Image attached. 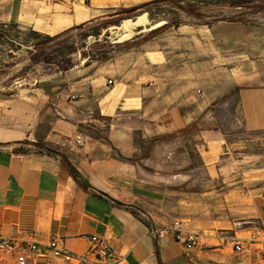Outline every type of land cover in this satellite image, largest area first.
<instances>
[{
    "label": "crops",
    "instance_id": "crops-1",
    "mask_svg": "<svg viewBox=\"0 0 264 264\" xmlns=\"http://www.w3.org/2000/svg\"><path fill=\"white\" fill-rule=\"evenodd\" d=\"M151 1L0 0V24L57 36L87 27L112 8ZM221 23H212L215 32L208 40L207 25L161 30L164 21L152 36L144 34L123 55L110 58L109 68L104 62L97 74L102 81L80 69L65 74L60 118L43 138L59 155L16 154L9 146L16 138L14 100L9 104L15 82L7 61L4 106L11 122L0 126V237L41 248L57 238L74 253L89 249L84 236L107 237L119 264H264V240L245 258L223 255L253 230L264 233V172L256 189L253 169L207 164L205 154L224 143L218 133L193 135V146L175 137L204 120L224 95L207 90V56L213 53L215 64L223 66L231 31L246 45V76L225 88L232 93L245 85L237 93L244 125L250 132L264 130V24ZM79 134L82 147L75 142ZM189 152L203 162V178L182 161ZM62 156L76 169L77 180ZM214 171L216 176H207ZM176 228L198 235L194 251L186 253L175 240Z\"/></svg>",
    "mask_w": 264,
    "mask_h": 264
},
{
    "label": "rangeland",
    "instance_id": "rangeland-1",
    "mask_svg": "<svg viewBox=\"0 0 264 264\" xmlns=\"http://www.w3.org/2000/svg\"><path fill=\"white\" fill-rule=\"evenodd\" d=\"M173 1L175 0H154L145 4L115 7L110 13L85 28L73 29L57 36L46 35L25 26L0 24V126L5 125L7 120L11 122V112L7 113L4 106L7 98L6 89H3L8 61L9 76L12 65L14 66L15 82L12 97L9 91V104L14 100L16 138L9 145L13 147V152L25 155L49 154L48 150L56 152L43 141V138L52 123L60 118L58 94L67 85L63 81V76L73 69H80L95 76L98 82L102 81L97 78V74L103 69L104 62L109 68L108 60L123 55L134 46L135 39L144 34H147V38L152 36L150 31L141 32L142 29L164 25V21L170 25L178 22L204 24L208 26L209 40L215 32L214 29H210L214 22L232 21L245 26L264 24V0L250 2H247L248 0H177L176 4ZM123 10H132V17L128 19L131 22L125 24L126 20H124L118 26L120 29H116L114 27L117 25L114 22L119 17L128 15L122 12ZM149 13L153 20L150 19ZM144 14L147 17L144 27L138 28L132 25L137 17ZM105 22H112L108 29L102 28ZM99 29L101 35L97 39L93 34ZM229 35L232 41L225 44L223 66L215 64L213 53L208 52L207 56V90L215 96L221 93L224 95L204 115V120L191 129L176 133L175 137L176 139L186 137L192 142L190 146H193L196 141L191 139L192 136L201 131L215 132L223 136L224 143L213 145L209 154H205L207 164L213 162L222 168L231 163L240 170L253 169L257 189L258 185L263 183L260 176L264 172V130L250 132L244 125L237 93L245 85L237 87L232 93L225 88L226 83L232 85L236 80L246 76V45H239L237 42L238 31H231ZM91 38L97 40L90 43ZM111 74L108 72L107 76ZM220 81L223 83L222 88L218 86ZM28 135L31 137H27ZM25 136L27 138L23 139ZM182 161L191 163L195 167L194 175L203 178V162L196 153L189 152ZM210 174L216 176L215 171L208 172L207 176L209 177ZM255 249L252 254L256 252ZM223 255L234 260L245 258L234 253L233 244L229 246V250L223 251ZM10 261L12 260L9 257L0 256V264H8ZM36 264L70 263L49 257L40 258Z\"/></svg>",
    "mask_w": 264,
    "mask_h": 264
},
{
    "label": "built area",
    "instance_id": "built-area-1",
    "mask_svg": "<svg viewBox=\"0 0 264 264\" xmlns=\"http://www.w3.org/2000/svg\"><path fill=\"white\" fill-rule=\"evenodd\" d=\"M113 81L108 80V85ZM77 146L84 145V137L78 135L75 139ZM175 240L179 242L186 253L194 251L198 245V235L194 232L176 228L173 231ZM89 242V249L85 253H74L68 250L64 243L53 238L45 248L34 242H22L9 237H0V256H7L15 264H35L40 258L55 257L70 264H119V257L111 245L110 239L96 235L84 236ZM264 233L261 229L253 230L247 237L240 239L233 245V251L239 255H251L255 245L262 243Z\"/></svg>",
    "mask_w": 264,
    "mask_h": 264
},
{
    "label": "trees",
    "instance_id": "trees-1",
    "mask_svg": "<svg viewBox=\"0 0 264 264\" xmlns=\"http://www.w3.org/2000/svg\"><path fill=\"white\" fill-rule=\"evenodd\" d=\"M250 1H252V0H248L247 2H250ZM173 3L176 4V3H178V2H177V0H175V1H173ZM122 12L128 13V15L123 16V17H119V18L117 19V21L114 22L117 26H120V25L122 24V21H124V20H128L129 18L132 17V14H131V13H132V10H123ZM149 16H150V19L153 20V17H152V15H151V13H149ZM111 23H112V22H105V23L103 24L102 28L108 29V28L110 27V24H111ZM162 25H163V24H162ZM162 25H160V26H162ZM180 25H181L180 22H178V23H176V24H173V25L167 24V25L163 26V28H161V30H165V29H167V28H169V27H179ZM160 26H156V27H154V28L151 26L149 29H146V30L142 29L141 32L151 31V30H154V29L159 28ZM83 28H84L83 26H79V27H78V29H83ZM39 35H43V34H39ZM93 35L96 36V38L98 39L99 36L101 35V29H99V31L97 30V32H95ZM48 153H49V155H59L57 152H54V151H52V150H48ZM62 160H63L65 166L67 167L68 171L70 172V174H71V175L77 180V178H78V174H77V172H76V169L71 165V163H70L65 157L62 156ZM79 183H80L85 189H87V190L90 188V186H89L87 183H81V182H79ZM99 196L101 197V195H99ZM132 213H133L136 217L139 218L138 214H137L134 210H132ZM142 221H143L146 225H148L147 221H145L144 219H142ZM155 245H156V247H157V242H155Z\"/></svg>",
    "mask_w": 264,
    "mask_h": 264
},
{
    "label": "bare ground",
    "instance_id": "bare-ground-1",
    "mask_svg": "<svg viewBox=\"0 0 264 264\" xmlns=\"http://www.w3.org/2000/svg\"><path fill=\"white\" fill-rule=\"evenodd\" d=\"M100 1V0H99ZM99 3V2H98ZM100 4V3H99ZM138 19L136 20V22L135 23H133L132 22V25H136V26H140V25H145L146 24V22H147V17H146V14H144V15H141V16H139V17H137ZM131 21L130 20H126L125 21V24H127V23H130ZM124 26V25H123ZM126 26V25H125ZM127 26H130V25H127ZM139 26H138V28H139ZM144 27V26H143ZM153 28L154 27H156V26H152ZM127 28V27H126ZM114 29V28H113ZM118 29H120V28H118ZM137 29V28H136ZM136 29H135V31H136ZM146 29H149V28H144V30H146ZM124 31V30H123ZM126 31V30H125ZM133 31H134V29H133ZM130 32V31H129ZM124 33V32H123ZM129 34V33H128Z\"/></svg>",
    "mask_w": 264,
    "mask_h": 264
},
{
    "label": "water",
    "instance_id": "water-1",
    "mask_svg": "<svg viewBox=\"0 0 264 264\" xmlns=\"http://www.w3.org/2000/svg\"><path fill=\"white\" fill-rule=\"evenodd\" d=\"M136 20H137V19H136ZM136 20H135V21H133V23H135V22H136ZM114 28H116V29H117V28H119V27H118V26H115Z\"/></svg>",
    "mask_w": 264,
    "mask_h": 264
}]
</instances>
